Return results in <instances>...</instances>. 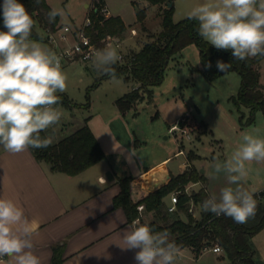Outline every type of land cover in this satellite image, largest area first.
Here are the masks:
<instances>
[{
  "label": "rangeland",
  "instance_id": "1",
  "mask_svg": "<svg viewBox=\"0 0 264 264\" xmlns=\"http://www.w3.org/2000/svg\"><path fill=\"white\" fill-rule=\"evenodd\" d=\"M92 1L49 0L51 5L63 10V20L71 21L73 17L78 22L79 25L65 23L72 27L83 25L88 9L86 2ZM106 2L111 12L120 13L127 24L126 29L113 33L120 39L126 56L132 48L136 49L146 40L151 39V32H158L163 28L159 3H153L151 0H106ZM205 2L206 0H173L174 21L187 17L193 7ZM139 9L145 11L143 20L139 18ZM143 25L147 26L150 32H145ZM132 26L137 28L136 33H132ZM39 30L47 34L40 27ZM31 40L55 52L48 37L47 40ZM96 43L99 46L97 51L111 45L119 54V48L103 40V36L100 43ZM62 45L66 46L68 43L61 42ZM61 67L67 76L64 93L74 102L82 104L90 102V105L57 104L55 107L62 113V120L54 134L52 129H49L53 141L66 135L72 127L88 122L100 135L107 154L116 165H127L134 171L157 157L183 147L186 153H177L169 162V166L174 171H180L182 168L180 163L186 159V156L189 157L190 150H194L201 156L194 158V162L200 166V169L204 168L202 172L208 177L211 194L219 197L223 187L235 188L237 185H229L223 172L216 174L211 166L213 162L216 160L224 162L229 159L243 143L244 133L264 139L263 111H257L255 122L244 125L240 120L239 108L233 101L232 97L237 94L241 84V74L232 70L213 80L207 78L203 71L200 49L195 42L175 53L165 70L163 81L154 85L151 93L145 92L144 97L125 111L119 108L116 100L137 87L139 85L137 80H128L123 75H117V79L112 80L108 76L100 75L94 69L92 59L77 58L64 61ZM259 68L261 80L264 81V57L259 63ZM242 109L248 112L246 106L243 105ZM182 117L184 121L186 120L184 123ZM175 121H178V128L170 129ZM185 125L188 127L183 130ZM131 149L135 150V156L129 155ZM246 170L247 175L239 186L252 195L259 193L260 188H264V162H246ZM145 176H148L147 181L150 185L155 186L161 181L158 174L146 173ZM152 180L155 183H152ZM199 185L200 183L191 184L189 188ZM253 198L258 200L257 196ZM263 212L264 206L257 205L255 217L249 219L247 223L257 222ZM193 214L200 216V208L194 206ZM181 215L185 217L184 213ZM150 217L151 214L140 211L137 221L140 222L141 218L147 221ZM252 240L258 258L264 261V228L253 235ZM222 254L217 255L215 251L208 249L199 258L187 253L181 255L179 260L180 264H227L229 258L225 252Z\"/></svg>",
  "mask_w": 264,
  "mask_h": 264
},
{
  "label": "clouds",
  "instance_id": "2",
  "mask_svg": "<svg viewBox=\"0 0 264 264\" xmlns=\"http://www.w3.org/2000/svg\"><path fill=\"white\" fill-rule=\"evenodd\" d=\"M39 5L41 0H34ZM64 16L59 8L48 12L49 22ZM3 28L0 31V145L13 154L29 148L43 149L53 143V134L62 120L55 107L57 93L66 91L67 76L60 57L51 49L30 39L34 20L19 0H3ZM188 19L198 21V35L218 51H231L234 60L264 56V0H206L191 9ZM92 65L98 74L117 79L114 65L121 59L111 45L95 52ZM207 68L211 67L209 62ZM217 70L227 73L231 63L216 62ZM243 143L224 162L211 165L214 172H223L229 185L219 197L211 195L201 204L203 212L231 218L245 224L255 217L257 202L239 186L246 177V162H264V139L248 133ZM130 156H135L131 149ZM35 224L11 199L0 197V264H41L31 239ZM168 230L155 231L147 224L133 221L123 232L124 250L138 249L137 264H175L179 246L170 239ZM11 258L10 262L4 258Z\"/></svg>",
  "mask_w": 264,
  "mask_h": 264
},
{
  "label": "trees",
  "instance_id": "3",
  "mask_svg": "<svg viewBox=\"0 0 264 264\" xmlns=\"http://www.w3.org/2000/svg\"><path fill=\"white\" fill-rule=\"evenodd\" d=\"M151 1L166 4L161 6L160 11L163 16V28L158 32H151V39L146 40L138 48H132L126 56V61L114 65L117 75L139 82L137 87L117 98L119 108L125 111L144 97L145 92L151 93L152 87L163 81L171 57L186 45L195 42L199 46L203 71L207 78L213 80L223 74L217 70V60L230 62L231 68L228 71L236 70L241 74L239 90L232 97L239 108L241 123L247 125L255 122L258 110H262L264 114V84L261 82L259 68L264 56L245 61L234 60L230 50L218 51L198 35V21L190 20L188 17L174 21V3L168 5L169 1L173 0ZM19 2L25 5L34 20L30 39L47 40V34L41 32L39 27L47 33L49 29L54 30L62 24L60 16H57L54 22H49L48 12L54 7L48 0H41L39 5L35 4L34 0H19ZM2 4L3 0H0V31H6L3 28ZM138 15L143 20L145 11L139 9ZM88 16L91 17L92 24L86 27V31L91 34L93 41L98 43L108 32H121L127 27L120 15H112L101 21L102 15L97 3L90 9ZM143 29H146L145 25ZM209 62L211 67L207 68ZM57 95L60 96V103L68 106L90 105V102L83 104L74 102L64 92ZM243 105L248 108V112L242 109ZM47 135V132L41 133L42 137ZM32 149L38 158L49 161L53 168L69 174L79 173L106 157L103 146L88 122L58 141H53L47 148ZM197 157L201 156L190 150L189 166L181 172H171L170 179L155 189L133 187L134 176L131 174L119 177L121 189L114 197V205L122 206L127 213L128 221L133 222L140 217L138 205L144 203L143 211L151 214V217L147 221L141 218L140 224H147L155 231L168 230L171 233V240H174L179 247L190 246L196 256L204 251L206 245L220 243L229 258L227 264H264V261L258 258L252 240L253 235L264 228V212L253 224H237L229 217H216L212 213L203 212L202 201L212 194L208 188V177L194 162V158ZM198 183L199 186L189 188L191 184ZM175 190H180L177 209L171 211L170 197ZM255 196L258 199L257 205L264 206V188ZM191 202L200 208V216H195L189 210ZM181 213H184L185 217ZM60 260L57 252L50 264H59Z\"/></svg>",
  "mask_w": 264,
  "mask_h": 264
},
{
  "label": "crops",
  "instance_id": "4",
  "mask_svg": "<svg viewBox=\"0 0 264 264\" xmlns=\"http://www.w3.org/2000/svg\"><path fill=\"white\" fill-rule=\"evenodd\" d=\"M159 4L160 12L161 6L165 4ZM86 5L88 15L94 0L86 2ZM112 14L120 15L124 20L120 13ZM60 22L79 25L73 17L71 21L60 17ZM145 27V32H150L148 27ZM261 82L264 84L263 80ZM182 120V123L186 121L184 117ZM90 126L103 146L100 135L92 125ZM78 127H72L66 135ZM47 134L50 135L49 130ZM62 137H58L56 141ZM181 150L186 153L185 149L180 147L134 171L127 165H116L105 150V158L79 173L69 174L53 168L49 161L38 158L32 148L13 154L0 145V197L13 200L23 208L25 216L34 222L35 232L31 239L33 250L40 257L41 264H50L57 252L61 258L59 264H137L134 257L138 249L121 248L124 246L123 232L132 222L128 221L122 206L114 205V197L121 189L118 178L131 174L134 176L133 187L155 189L170 179L171 172L178 173L188 167V156L180 163V171H174L169 166V162L177 153L182 152ZM108 169H112L115 174L113 179L107 177ZM146 173L158 174L161 181L155 186L150 185ZM208 188L211 192V186ZM262 189L260 188L259 192ZM179 248L180 253L175 264H180L181 255H195L190 246ZM216 253L221 255L224 251ZM4 260L10 262L11 258L5 257Z\"/></svg>",
  "mask_w": 264,
  "mask_h": 264
},
{
  "label": "built area",
  "instance_id": "5",
  "mask_svg": "<svg viewBox=\"0 0 264 264\" xmlns=\"http://www.w3.org/2000/svg\"><path fill=\"white\" fill-rule=\"evenodd\" d=\"M99 4V11L102 15V20L112 16V12L107 5V3L104 0H94V4ZM92 24V19L90 16H86V19L83 23V25L80 26H71L69 24H61L56 29L51 30L49 29L47 32L48 41H50L52 45V49H55L56 55L60 57L61 65L64 61H71L73 59H84L88 60L91 59L95 52L98 49V45L95 41H93V38L91 34H89L86 31V27L88 25ZM132 33L137 32V28L135 26H132L131 28ZM103 40H107L109 44H115L119 48V56L121 59L120 62L126 61V54L123 52L122 44L120 39L117 37V35L113 33H107L103 36ZM61 42H67L68 45H62ZM182 119V118H181ZM179 120L181 122L182 120ZM178 122V121H177ZM175 122L170 129L178 128L179 124ZM183 130H186V127H183ZM183 152V150H181ZM188 190V188H186ZM179 191L175 190L172 192L170 197V204H169V210L173 211L177 209V201L179 198ZM194 202H191V205L189 207V210L194 213ZM144 203H140L138 205V209L140 211L144 210ZM137 221V219H135ZM212 249L215 252H223L224 248L220 243H215L211 245H206L205 249Z\"/></svg>",
  "mask_w": 264,
  "mask_h": 264
},
{
  "label": "water",
  "instance_id": "6",
  "mask_svg": "<svg viewBox=\"0 0 264 264\" xmlns=\"http://www.w3.org/2000/svg\"><path fill=\"white\" fill-rule=\"evenodd\" d=\"M172 4L173 1H169L168 5H172ZM201 170L204 171V168L202 167ZM106 174L109 179H113L115 177V174L113 173L112 169H108Z\"/></svg>",
  "mask_w": 264,
  "mask_h": 264
}]
</instances>
